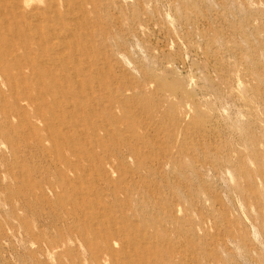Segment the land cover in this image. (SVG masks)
<instances>
[{
	"label": "rangeland",
	"instance_id": "374dc122",
	"mask_svg": "<svg viewBox=\"0 0 264 264\" xmlns=\"http://www.w3.org/2000/svg\"><path fill=\"white\" fill-rule=\"evenodd\" d=\"M58 7L0 72V264H264V0Z\"/></svg>",
	"mask_w": 264,
	"mask_h": 264
},
{
	"label": "bare ground",
	"instance_id": "6f19581e",
	"mask_svg": "<svg viewBox=\"0 0 264 264\" xmlns=\"http://www.w3.org/2000/svg\"><path fill=\"white\" fill-rule=\"evenodd\" d=\"M36 1L38 4L33 5L34 0H0V21L3 22V27H2L3 31L5 33H7V35H9V36L18 37L21 40L19 45L17 43H14V44L7 46V45H4L2 42H0V52H2V55H3V58L0 59V72L1 73H6L8 70H10V68H11L10 65H14L16 60H17L16 63L18 65H24L25 64V62H22V60L19 59L20 55L15 53V51L19 50L20 48L29 49V48H32V46L36 45L38 51L39 50H48L52 54H55L58 52L57 49H56L57 52L55 51L56 46L53 45V43H52V39H54V37H57V35H54V33H53L52 24L54 25V24H56V23H54L55 21H57V20L61 21L60 19H63L61 12L59 11L58 6H59V1L64 2V0H58V1L57 0H36ZM73 18H72V20H73ZM74 19H76V18H74ZM43 24L47 25L45 27V29L47 30L48 36L42 35ZM9 54L12 56H15L16 58L18 57L14 62H10V65H8L6 63V56H8ZM35 67L37 68V69H35L37 72L41 71L42 73H44V72L46 73L45 67L42 66L41 64H36ZM63 67L64 66H61V68H63ZM7 79L8 78L6 76V80ZM50 93H51V91H50ZM33 99H30V100H33ZM38 110H41L40 107H38ZM61 111H63L62 113H67L64 110H61ZM43 112H45V111H43ZM45 113H46L45 114L46 120H50L53 117H55L56 114L59 112H56V114H51L50 112H48V113L45 112ZM31 128L33 130L32 131L33 133L37 132V128H35V126H33ZM46 128H47L48 134L44 135V139H48L53 144L52 150L53 149L57 150L59 158H61L62 161L67 163L68 159H70V158H67V156H65L61 152V149H60L62 146L61 142H62V140H64L63 136H61L60 134H58V135L51 134L52 129H54L51 121L50 122L48 121L46 123ZM39 140H41V138ZM95 141L98 142V139L97 140L95 139ZM55 155H56V153H55ZM107 164L110 165L109 169H107L108 168ZM97 167L99 168V172H100L102 178H112V175L115 172V169H114V166H113L111 160H109L107 163L99 161L97 163ZM61 174H62L63 180L67 184L71 183V186L73 184V186H72L73 189L77 190V183L80 182L81 180H74L71 182L70 178L67 177L65 173H61ZM109 181L111 182L110 179H109ZM104 184H105V182H104ZM111 184L113 185V182ZM81 193H82V191L78 189L77 195L81 194ZM84 202H86V201H82L78 207L79 208L85 207L86 204ZM76 205L77 204L75 203L74 207H76ZM98 220H100V215L98 216V214L97 215L93 214V216L90 217V220L86 224L83 225L84 226L83 231L85 233L90 232V234L91 233L94 234L93 235L94 238H98L101 240H106V239L110 240L112 238H115L114 236L116 234L114 233V231L112 229H109V228L99 229V228H94L93 225H90V223L92 224L94 221L97 222ZM87 243L91 246L90 240H87ZM115 243L110 244L106 241V244H104V246L98 247L100 249H94V248H91V249L95 250V253L98 252V250H100L106 254H112L113 255L115 253V249H114Z\"/></svg>",
	"mask_w": 264,
	"mask_h": 264
}]
</instances>
